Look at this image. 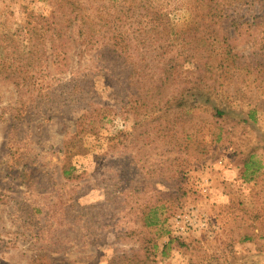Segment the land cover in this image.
Here are the masks:
<instances>
[{
    "label": "rangeland",
    "instance_id": "obj_1",
    "mask_svg": "<svg viewBox=\"0 0 264 264\" xmlns=\"http://www.w3.org/2000/svg\"><path fill=\"white\" fill-rule=\"evenodd\" d=\"M160 2L188 29L185 0ZM53 5L0 0V58L13 53L7 32ZM231 15L239 26L214 28L219 39L229 34L230 61L203 78L213 103L199 96L197 110L147 108L160 98L151 85L158 75L131 81L126 63L117 67L120 90L95 78L81 89L84 102L58 85L69 74L52 62L44 99L31 101L32 90L22 104L13 81L0 80V264H136L134 255L139 264H264V2ZM101 103L109 119L100 120ZM212 104L232 113L215 117ZM84 107L94 122L65 176V141Z\"/></svg>",
    "mask_w": 264,
    "mask_h": 264
},
{
    "label": "trees",
    "instance_id": "obj_2",
    "mask_svg": "<svg viewBox=\"0 0 264 264\" xmlns=\"http://www.w3.org/2000/svg\"><path fill=\"white\" fill-rule=\"evenodd\" d=\"M52 1L54 5L49 14L29 13L24 22L17 24L15 29L6 34V41L9 42L13 53L6 59L0 58V80L13 81L19 94L23 96L21 103L26 102V92L38 91L37 96L30 98L31 101L37 97L44 99V96L50 93H41L44 82L48 83V87H52L51 83L46 81L45 75L50 62L59 73L69 74V79L59 80L58 85L65 91L70 88L69 90L74 92V101L77 102L85 101V98L80 96L81 89L84 86L93 89L95 78L110 82L107 85L113 87L114 91L120 90L121 71L117 67L126 63L129 66L131 81L137 78L136 82H142L149 72L158 75V79H153L151 85L160 98L157 104H147V108L151 104L160 105L163 102L160 110L166 115L184 109L188 112L200 109L197 104L201 103L200 97H204L207 103H213L210 97L214 93L213 85L209 86L203 78L215 79L219 67L228 63L232 55L231 49L226 48L229 34L219 39L214 28H221L222 24L239 26L236 16H232L231 12L238 6L253 4L256 1L264 2L185 0L191 20L188 29L180 30L160 0ZM240 25H243V22ZM214 32L216 33L213 34ZM16 51L18 54L15 56ZM74 60L76 68H73ZM234 61L235 59L232 63ZM79 67L82 72H78ZM20 68H26L28 71L22 73ZM184 72L188 73L189 78H179ZM177 80L179 82L174 84ZM179 83H183L184 88L175 90L172 96L164 100L169 87ZM200 89H206V96L204 93H190ZM187 94L193 96L187 98ZM150 97H147L148 100ZM212 107L215 117L232 113L231 110L216 104H212ZM84 109L87 113L82 114L77 121L75 134L65 141V176L71 174L70 162L73 155L79 151V136L86 133L88 126L94 122L91 119V111L86 107ZM97 109L100 120L109 119L110 114L107 112L111 109L107 105L101 103ZM249 117H252V112ZM248 118L242 119L249 121ZM167 246L168 244H165V247ZM133 259L139 264L141 258L134 255ZM142 263L143 260L140 264Z\"/></svg>",
    "mask_w": 264,
    "mask_h": 264
}]
</instances>
